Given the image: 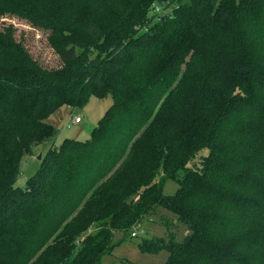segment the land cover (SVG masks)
<instances>
[{"label": "trees", "instance_id": "trees-1", "mask_svg": "<svg viewBox=\"0 0 264 264\" xmlns=\"http://www.w3.org/2000/svg\"><path fill=\"white\" fill-rule=\"evenodd\" d=\"M0 13L47 31L63 61L0 55V264H104L116 232L138 236L162 207L189 231L139 243L164 264H264V0H0ZM91 96L112 103L89 138L51 145L19 185L24 155L56 132L47 118Z\"/></svg>", "mask_w": 264, "mask_h": 264}, {"label": "rangeland", "instance_id": "rangeland-1", "mask_svg": "<svg viewBox=\"0 0 264 264\" xmlns=\"http://www.w3.org/2000/svg\"><path fill=\"white\" fill-rule=\"evenodd\" d=\"M160 6L158 9L155 8L153 13L165 14L172 8L165 5L160 8ZM0 55L10 57L13 61L23 64L27 63L29 60L27 57H29L51 69L59 68L63 64L57 51L49 44L47 31L12 14L0 13ZM111 103V96H91L81 107L64 105L51 114L47 118V122L54 125L56 132L53 137L35 145L31 152L24 155L18 184L23 185L37 171L41 160L38 159V156L43 155L54 143L60 144L66 137L89 138L91 130ZM78 114L82 116V122L68 126L67 122L71 117ZM178 187L177 182L169 180L164 189L165 194L175 193ZM155 218V220H146L139 229L136 228L135 231L138 232L136 237L129 235L124 237L122 232H116V247L111 253L104 255L102 262L104 264H164L168 258L166 250L158 253L143 251L139 243L146 238L167 237L168 230L173 231L177 239L181 240L189 231L186 225L179 221L177 224H172L173 219L177 221V215L168 208H160V212L155 215Z\"/></svg>", "mask_w": 264, "mask_h": 264}, {"label": "built area", "instance_id": "built-area-1", "mask_svg": "<svg viewBox=\"0 0 264 264\" xmlns=\"http://www.w3.org/2000/svg\"><path fill=\"white\" fill-rule=\"evenodd\" d=\"M82 116L81 115H75L72 116L71 119L67 122V125L70 126L72 124H79L82 122ZM132 236H136V232L132 233Z\"/></svg>", "mask_w": 264, "mask_h": 264}, {"label": "water", "instance_id": "water-1", "mask_svg": "<svg viewBox=\"0 0 264 264\" xmlns=\"http://www.w3.org/2000/svg\"><path fill=\"white\" fill-rule=\"evenodd\" d=\"M41 157H42V155H39V156H38V159H41Z\"/></svg>", "mask_w": 264, "mask_h": 264}, {"label": "crops", "instance_id": "crops-1", "mask_svg": "<svg viewBox=\"0 0 264 264\" xmlns=\"http://www.w3.org/2000/svg\"><path fill=\"white\" fill-rule=\"evenodd\" d=\"M79 115V114H78Z\"/></svg>", "mask_w": 264, "mask_h": 264}]
</instances>
